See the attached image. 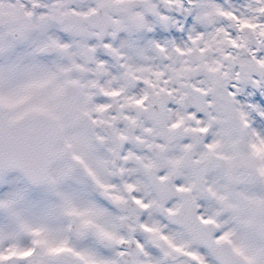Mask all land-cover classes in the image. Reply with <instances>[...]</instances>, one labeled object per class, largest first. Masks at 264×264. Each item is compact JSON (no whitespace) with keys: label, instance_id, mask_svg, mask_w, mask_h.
<instances>
[{"label":"snow or ice","instance_id":"obj_1","mask_svg":"<svg viewBox=\"0 0 264 264\" xmlns=\"http://www.w3.org/2000/svg\"><path fill=\"white\" fill-rule=\"evenodd\" d=\"M0 264H264V0H0Z\"/></svg>","mask_w":264,"mask_h":264}]
</instances>
